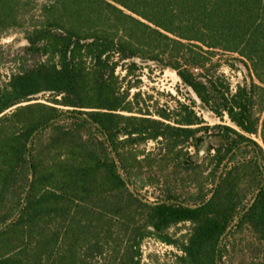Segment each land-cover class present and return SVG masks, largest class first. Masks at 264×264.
I'll list each match as a JSON object with an SVG mask.
<instances>
[{
    "label": "trees",
    "instance_id": "1",
    "mask_svg": "<svg viewBox=\"0 0 264 264\" xmlns=\"http://www.w3.org/2000/svg\"><path fill=\"white\" fill-rule=\"evenodd\" d=\"M36 2L0 0V43L27 25L40 58L0 86V264H142L151 231L177 245L169 230L183 223L179 262L221 264L236 219L264 257V0ZM139 60L175 72L221 123L204 126L186 105L144 113L118 74ZM223 63L249 80L233 87ZM42 93L53 99L32 103ZM203 132L219 144L182 161ZM149 142L157 150L140 152ZM141 157L206 175L211 188L199 180L179 203L175 178L167 200L144 201Z\"/></svg>",
    "mask_w": 264,
    "mask_h": 264
},
{
    "label": "rangeland",
    "instance_id": "2",
    "mask_svg": "<svg viewBox=\"0 0 264 264\" xmlns=\"http://www.w3.org/2000/svg\"><path fill=\"white\" fill-rule=\"evenodd\" d=\"M50 2L51 0H37L36 8ZM27 28L26 25L24 29L13 30L1 40L0 86L7 83L11 75L16 73L20 68H29L40 59L28 50L29 44L26 40ZM138 63L141 66L140 70H135L129 75L126 72L118 70V74L121 76V79L125 77L123 84L129 89V99L134 101V103H138V108L142 109L144 113L149 111L150 114H154L161 109H169L174 113L177 112L180 106L186 105L195 110L197 115L204 120V126H214L221 123L214 114L201 104L194 92L184 85L175 72L162 69L148 61L139 60ZM220 72L230 79L233 87L242 83L245 79L249 80L248 72L240 64H236L232 68L227 63H223ZM53 96L51 93H42L33 98L32 103H49L53 99ZM225 121L227 124H230L227 119ZM86 134L90 142L97 143L98 134L90 129H87ZM201 135L205 138L204 142L196 144L195 141H191L190 144H187V148L183 149L182 152V161L191 156L194 163L201 162L207 156L208 148L219 144L217 139L206 135L204 132L199 134V136ZM256 140L263 146L260 139ZM197 145L200 146L199 150L196 149ZM138 146L140 152H146V154L156 151L158 148V144L154 142ZM163 155L164 153L161 156ZM143 158H140L143 166L139 169V173L146 184L145 189L140 192V198L144 201L156 202L167 200L169 193L168 186L170 185V181L175 178L180 183L177 186V193H175L176 200L179 203L185 202V200L195 195L199 180L201 182L204 181L206 184L208 183L207 187L211 188L210 181L205 178L206 175L200 177L194 175L192 171L187 173L185 167H181L176 175H171L166 164L162 167H158V165L150 167L147 159L143 161ZM156 160L160 161V159ZM238 223L239 220L236 219L232 224L231 234L223 238L221 245H227V248L223 251L224 258L221 264H261L264 260L261 242L249 226L242 225L237 227ZM190 230V223H183L169 230V235L178 241L177 245L162 242L158 239L156 233L151 231L152 235L142 244V264H181L179 258L184 256L181 248L183 243L187 241L191 232Z\"/></svg>",
    "mask_w": 264,
    "mask_h": 264
}]
</instances>
